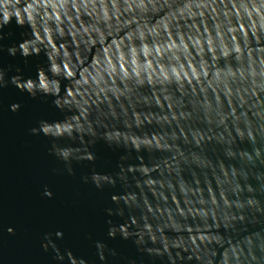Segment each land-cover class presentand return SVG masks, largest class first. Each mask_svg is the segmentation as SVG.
Listing matches in <instances>:
<instances>
[{"label":"clouds","instance_id":"1","mask_svg":"<svg viewBox=\"0 0 264 264\" xmlns=\"http://www.w3.org/2000/svg\"><path fill=\"white\" fill-rule=\"evenodd\" d=\"M73 9L105 34L113 25L115 43L95 61L53 44L75 31ZM13 19L33 33L18 45L24 63L43 50L48 65L10 80L0 65V88L66 113L31 132L70 174L92 165L83 181L115 205L107 237L133 249L96 241L100 264H264V0H0V41ZM98 145L116 156L113 172L95 166Z\"/></svg>","mask_w":264,"mask_h":264},{"label":"water","instance_id":"2","mask_svg":"<svg viewBox=\"0 0 264 264\" xmlns=\"http://www.w3.org/2000/svg\"><path fill=\"white\" fill-rule=\"evenodd\" d=\"M73 11L75 17L70 15L68 20L75 31L70 30L64 40L55 39L53 44L77 49V57L83 52L80 64L90 55L95 61L102 50H110L115 43L113 25H107L109 30L105 34L99 26L89 23L93 19L91 14ZM127 24L125 14L122 24L117 21L119 26L115 27V33H120ZM3 31L11 33L0 41V45H4V50H0V65L8 69L6 80L18 74L35 79L37 67L46 69L48 65L44 51L31 56L25 64L18 48L20 42L32 37V31L27 25L16 26L14 19ZM35 35L42 39L39 32ZM14 45L17 56L12 57L7 47ZM16 68L21 72L17 73ZM87 70L85 67L84 71ZM51 99L32 98L11 83L0 88V264H80L79 257L90 264H100L94 246L96 241H104L122 256L131 255L133 249L128 247L129 242L107 237L108 217L104 210L115 205L106 193L83 181L82 177L89 174L92 165L74 162L70 174L50 153L51 141L42 134H32L31 129L38 127L40 120L63 119L66 115L51 105ZM12 104H19V110L12 111ZM97 151L95 166L98 170L113 172L116 156L103 145H98ZM46 189L52 193L51 197L44 195ZM113 222H119V218H113ZM57 232L62 233V237H57ZM46 235L63 259L57 258L51 245L44 247ZM108 264L116 262L109 257Z\"/></svg>","mask_w":264,"mask_h":264}]
</instances>
